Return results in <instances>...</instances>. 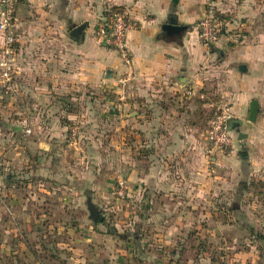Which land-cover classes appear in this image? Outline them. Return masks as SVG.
I'll list each match as a JSON object with an SVG mask.
<instances>
[{
	"label": "rangeland",
	"instance_id": "1",
	"mask_svg": "<svg viewBox=\"0 0 264 264\" xmlns=\"http://www.w3.org/2000/svg\"><path fill=\"white\" fill-rule=\"evenodd\" d=\"M210 8L223 37L216 61L264 46V0ZM118 9L107 6L102 24ZM262 54H253L258 63ZM16 63L9 81L0 66V264H264V172L248 179L234 129L228 147L206 137L225 106L216 92L225 69L215 89L191 99L201 109L198 148L178 164L155 163L174 177L162 185L149 181L147 138L134 146L132 97L123 105L110 88L27 89ZM122 111L123 133L114 114ZM88 197L102 220L90 218Z\"/></svg>",
	"mask_w": 264,
	"mask_h": 264
},
{
	"label": "crops",
	"instance_id": "2",
	"mask_svg": "<svg viewBox=\"0 0 264 264\" xmlns=\"http://www.w3.org/2000/svg\"><path fill=\"white\" fill-rule=\"evenodd\" d=\"M220 1L17 0L15 58L24 77L22 84L27 89L45 90L51 86L56 91L80 86L110 88L123 105L126 96L132 97L134 146L139 148L138 140L147 138L146 148L155 161L150 167L149 181L167 185L174 177L167 167L165 171L159 170L155 163L161 159L165 164L177 163L184 159V149L198 148L201 109L191 99L205 97L215 85L214 78L225 69L226 79L216 82V92L247 135L246 146L241 145L245 149L241 160H246V173L252 180L255 172H264V62L258 63L253 56L260 51L264 58V46L246 44L216 61L223 37L210 49L203 43L196 23L213 16L207 11L208 5L218 7ZM109 5L130 11L134 23L126 41L130 67L115 49L98 38L97 29ZM224 21L218 24L226 25ZM84 22L88 26L82 40L73 39L71 31ZM170 22L186 27L181 36L166 37L163 25ZM2 45L0 34V51ZM239 65H246L247 71L240 72ZM109 69L114 73L112 79H106ZM129 72L131 76L127 79ZM190 91L195 95H189ZM47 98L42 93L35 100L43 104ZM254 99L259 101L260 110L253 123L248 116ZM114 114L120 120L117 128L123 133L126 114L123 111ZM259 179L264 181V176L261 174Z\"/></svg>",
	"mask_w": 264,
	"mask_h": 264
},
{
	"label": "built area",
	"instance_id": "3",
	"mask_svg": "<svg viewBox=\"0 0 264 264\" xmlns=\"http://www.w3.org/2000/svg\"><path fill=\"white\" fill-rule=\"evenodd\" d=\"M16 3L17 0H0V34L3 38L0 66L3 68V78L7 81L10 80L11 73L15 72L14 60L16 57V44L18 43L15 32L17 26ZM213 18V16L208 15L200 21V36L203 43L208 47H211L218 40V31ZM133 28L134 23L130 11L123 8L115 11L111 20L106 24H101L97 29L99 40L115 49L128 67L131 66V60L126 41L128 33ZM130 76L131 72L127 75V79ZM188 94L195 95L194 91H190ZM203 97L201 96V98ZM231 120L229 108L223 106L210 121L206 130V137L215 147L223 148L232 145Z\"/></svg>",
	"mask_w": 264,
	"mask_h": 264
},
{
	"label": "water",
	"instance_id": "4",
	"mask_svg": "<svg viewBox=\"0 0 264 264\" xmlns=\"http://www.w3.org/2000/svg\"><path fill=\"white\" fill-rule=\"evenodd\" d=\"M87 26H88V23L84 22L81 25L75 27L71 31L70 36L75 40L81 41L82 37H83L84 30L86 29ZM185 29H186L185 26H181V25H178V24L172 23V22L166 23L165 25H163V31L165 32L167 38H173L176 36H181V34L183 33V31H185ZM238 69L240 72H246L247 66L246 65H239ZM113 74L114 73L112 70H110V69L107 70L106 79H112ZM259 110H260L259 101L254 99L250 103L249 116H248V120L250 122L254 123L256 121ZM231 129H234L236 131V133L238 134L237 139L241 143V145L246 146L247 135L240 130V123L238 121L232 123ZM87 204H88V209L90 212V218L93 220V222H98L99 220H102V218H100V216H99V210L95 206V204L93 203L91 197L87 198Z\"/></svg>",
	"mask_w": 264,
	"mask_h": 264
},
{
	"label": "trees",
	"instance_id": "5",
	"mask_svg": "<svg viewBox=\"0 0 264 264\" xmlns=\"http://www.w3.org/2000/svg\"><path fill=\"white\" fill-rule=\"evenodd\" d=\"M213 48V46H211V49ZM213 50V49H212Z\"/></svg>",
	"mask_w": 264,
	"mask_h": 264
}]
</instances>
